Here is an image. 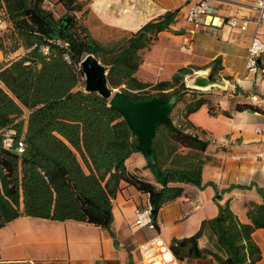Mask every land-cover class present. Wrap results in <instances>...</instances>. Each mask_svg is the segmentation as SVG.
<instances>
[{"label": "trees", "instance_id": "trees-1", "mask_svg": "<svg viewBox=\"0 0 264 264\" xmlns=\"http://www.w3.org/2000/svg\"><path fill=\"white\" fill-rule=\"evenodd\" d=\"M46 1L0 0V16L8 22L0 32V227L28 215L108 228L112 200L124 182L149 195L157 221L161 208L181 196L185 184L202 187L210 138L188 116L203 104L216 115L219 110L209 95L220 89L188 87L186 68L154 83L136 77L144 49L170 29L178 9L103 43L86 23L89 0H49L52 6ZM89 53L107 67L109 85L130 99L177 97L171 121L156 124L154 158L146 163L152 180L126 167V160L138 152V139L126 120L107 99L84 88L80 62ZM221 69L216 58L209 79L217 81ZM8 135L11 143L6 146ZM19 141L21 152L16 150ZM256 189L262 200L245 203L247 221L240 220L229 199L217 202V214L203 219L196 232L172 238L174 255L180 260L210 257L218 264H258L262 252L253 233L264 229V187ZM201 238L206 239L203 247Z\"/></svg>", "mask_w": 264, "mask_h": 264}, {"label": "crops", "instance_id": "crops-1", "mask_svg": "<svg viewBox=\"0 0 264 264\" xmlns=\"http://www.w3.org/2000/svg\"><path fill=\"white\" fill-rule=\"evenodd\" d=\"M197 1L89 0L86 23L97 40L107 43L136 31L168 10L178 9L170 29L161 31L144 49L143 62L136 72L142 82L169 80L180 68H186L188 84L197 75L195 83L204 85L211 62L220 59L222 69L216 73L218 80L213 87L222 91L209 95L218 113L211 115L203 104L188 116L210 138L206 149L210 160L202 169V187L185 184L183 194L161 208L156 229L135 225L136 212L150 203L149 195L125 182L112 200V221L108 228L75 220L21 215L0 227L3 259L33 260L40 264H142L139 243L157 237L169 246L172 238L193 234L203 219L217 214V202L229 199L240 220L247 221L245 203L260 202L262 198L256 187H264V162L255 159L256 153L264 150V74L259 69L245 68L254 24L250 22L247 30L240 31L229 26L226 18L238 9L244 16L251 15L248 4L253 0H217L212 19L215 25L195 31L191 51H184L181 42L186 30L185 16ZM46 3L52 6L51 1ZM251 95L260 101L252 102ZM146 163L140 152L133 153L125 162L130 171L152 180ZM231 185L234 187L229 188ZM216 193L219 200L215 199ZM256 235L264 237V229L253 233L257 242ZM205 244L206 239L201 238L199 245ZM260 249L262 258L258 264L264 261V251L261 246ZM181 261L182 264H218L210 257Z\"/></svg>", "mask_w": 264, "mask_h": 264}, {"label": "built area", "instance_id": "built-area-1", "mask_svg": "<svg viewBox=\"0 0 264 264\" xmlns=\"http://www.w3.org/2000/svg\"><path fill=\"white\" fill-rule=\"evenodd\" d=\"M217 0H199L191 5L186 13L185 22L186 30L181 42V49L191 51L193 46V33L206 26H214L213 15L216 12L215 2ZM51 6V3H48ZM251 15L244 16L241 10L238 9L235 14L229 15L226 22L231 27H236L240 31H245L250 22L255 26L248 49L245 68L247 71L260 70L264 74V0H253L248 4ZM7 20L0 16V32L7 28ZM60 44V43H59ZM48 47H43V51H47ZM1 53V52H0ZM68 59V56L66 55ZM252 102L257 103L259 98L256 95H251ZM6 146L10 145L11 138L9 135L4 139ZM23 143L18 142L16 150H23ZM255 159L264 162V150L259 151L255 155ZM135 225L142 227L146 226L150 229L157 228V221L152 218L151 205L139 209L136 212ZM138 251L141 256L142 264H182L169 246L164 245L157 237L146 239L139 243ZM0 264H40L33 260L7 261L1 257L0 249Z\"/></svg>", "mask_w": 264, "mask_h": 264}, {"label": "water", "instance_id": "water-1", "mask_svg": "<svg viewBox=\"0 0 264 264\" xmlns=\"http://www.w3.org/2000/svg\"><path fill=\"white\" fill-rule=\"evenodd\" d=\"M84 74V88L88 92H96L108 100L109 105L117 110L128 123L130 129L138 139L137 149L146 160H153L154 154L151 142L156 135L158 122H170V113L177 101L175 95L166 99L153 96L146 101H134L119 89L112 88L107 80V67L93 54L89 53L80 62ZM197 76V75H196ZM193 88L212 87L216 81L206 78L207 84L195 83ZM207 87V88H208Z\"/></svg>", "mask_w": 264, "mask_h": 264}, {"label": "rangeland", "instance_id": "rangeland-1", "mask_svg": "<svg viewBox=\"0 0 264 264\" xmlns=\"http://www.w3.org/2000/svg\"><path fill=\"white\" fill-rule=\"evenodd\" d=\"M46 5H49L48 3H46ZM109 42V41H108ZM3 56H2V54L0 53V58H2ZM185 83H186V85L188 86V87H191L189 84H188V82L186 81V79H185ZM218 89H220V90H213V91H211V95L212 94H214V93H216V92H221V88H219V87H217ZM198 89H201V90H204V91H206L207 89H209V88H207V89H202V88H198ZM214 103V102H213ZM215 104V103H214ZM216 105V104H215ZM256 240H257V242L258 243H260V246H261V248H262V250H264V237H262V236H260V235H256ZM260 264H264V261H262Z\"/></svg>", "mask_w": 264, "mask_h": 264}, {"label": "bare ground", "instance_id": "bare-ground-1", "mask_svg": "<svg viewBox=\"0 0 264 264\" xmlns=\"http://www.w3.org/2000/svg\"><path fill=\"white\" fill-rule=\"evenodd\" d=\"M262 251H264V250H262Z\"/></svg>", "mask_w": 264, "mask_h": 264}]
</instances>
